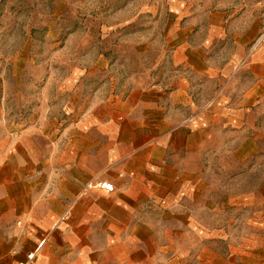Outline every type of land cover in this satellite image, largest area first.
<instances>
[{"label":"crops","instance_id":"1","mask_svg":"<svg viewBox=\"0 0 264 264\" xmlns=\"http://www.w3.org/2000/svg\"><path fill=\"white\" fill-rule=\"evenodd\" d=\"M189 48L180 41L146 79L96 98L81 117L0 139V264L31 251L35 264H155L162 252L171 264L196 255L207 264L202 247L172 246L174 230L191 235L194 220L220 219L225 198L214 207L208 196L218 182L203 178L216 152L210 141L242 129L256 101L231 92L234 74L211 70ZM171 232L174 242L164 238Z\"/></svg>","mask_w":264,"mask_h":264},{"label":"rangeland","instance_id":"2","mask_svg":"<svg viewBox=\"0 0 264 264\" xmlns=\"http://www.w3.org/2000/svg\"><path fill=\"white\" fill-rule=\"evenodd\" d=\"M180 41L211 70L232 72L230 91L256 104L242 129L210 141L203 178L218 182L208 197L214 207L224 197L226 209L194 220L191 235L175 229L172 246L202 247L207 264H228L237 250L234 264H264V0H0V139L83 116L96 98L146 79ZM172 232L163 237L174 242ZM154 254L171 264L170 252Z\"/></svg>","mask_w":264,"mask_h":264},{"label":"built area","instance_id":"3","mask_svg":"<svg viewBox=\"0 0 264 264\" xmlns=\"http://www.w3.org/2000/svg\"><path fill=\"white\" fill-rule=\"evenodd\" d=\"M95 186L105 193H112L114 191V187L107 182H98L95 184ZM35 254V251L27 253L24 258L17 264H35Z\"/></svg>","mask_w":264,"mask_h":264}]
</instances>
